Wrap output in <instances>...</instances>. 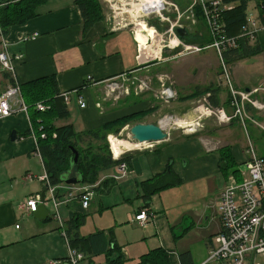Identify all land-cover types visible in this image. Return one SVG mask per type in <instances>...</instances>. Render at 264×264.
Returning a JSON list of instances; mask_svg holds the SVG:
<instances>
[{
	"label": "crops",
	"instance_id": "obj_1",
	"mask_svg": "<svg viewBox=\"0 0 264 264\" xmlns=\"http://www.w3.org/2000/svg\"><path fill=\"white\" fill-rule=\"evenodd\" d=\"M37 12L38 16L28 23L11 27L6 41L11 56L22 58L15 62L16 83L23 86L54 76L61 93H71V101L75 100L74 110L68 105L71 117L69 121H57L56 126L73 124L77 132L95 130L154 107L145 101L127 108L98 107L109 81L151 68L144 62L154 57L142 59V46L135 32L122 26L118 19L112 24L111 15L103 10L104 19L84 33L82 11L75 0H49ZM195 19L196 14L191 16V21L195 22ZM150 42L153 43L152 38L148 37L146 45ZM155 51L159 58L160 48L156 47ZM5 74L9 73L0 65V95L13 85ZM89 77L91 81H88ZM251 88L246 86L243 90L251 92ZM222 97L220 93L219 109L233 115L229 96L227 100ZM80 98L86 104L83 109L79 105ZM246 111L257 123L247 122L252 129L257 127L264 132V113L250 106ZM74 114H78L75 119ZM31 129L29 113H17L9 118L0 114V264H50L68 255L63 236L55 232L59 229L17 228L20 218L34 216L26 210L25 204L29 197L41 194L44 186L37 179L44 173L43 161L35 154L33 139L24 137ZM13 131L18 134L15 144L9 140ZM217 141L223 148H231L238 166L249 158V145L241 148L231 145L228 139ZM161 144L152 150L127 151L119 157L112 151L115 160L128 158L123 163L126 164L125 175L120 171V165L102 173L93 185L94 198L88 209H83L78 197L79 191L89 185L56 187L61 202L59 209L63 208L69 219L72 212L86 215L93 210L92 203L99 195L100 213L111 214L113 221L110 227H97L96 230L106 234L114 232L127 259L125 264H140L142 257L158 249L168 254L171 264H203L214 237L222 229L218 205L229 181V177L220 172L217 153L220 147L210 148L202 138L193 137L174 142L169 137ZM170 164L177 180H172L170 187L147 200L146 184L166 173ZM17 171L20 173L15 175ZM29 175L36 179L29 181ZM20 187L25 194L22 199L15 193ZM142 210L150 216L145 226L135 220ZM184 254H188L185 261ZM93 261L94 264L106 262L104 256Z\"/></svg>",
	"mask_w": 264,
	"mask_h": 264
},
{
	"label": "rangeland",
	"instance_id": "obj_2",
	"mask_svg": "<svg viewBox=\"0 0 264 264\" xmlns=\"http://www.w3.org/2000/svg\"><path fill=\"white\" fill-rule=\"evenodd\" d=\"M108 1L110 2L100 0L103 10L106 13L110 14L111 17L114 16L116 19H118L121 22L122 26H126L129 30L136 33L138 27L135 24L140 21H145L151 29L155 30L158 39L155 40V44L154 46H152V50L155 51L157 47L160 48L161 51L159 58H153L148 61V63L144 64L146 66H151V68L146 69L140 73L131 74L123 78L120 77L118 79L111 80L105 86L103 96L100 99L101 102L98 103V107L100 109H102V107L104 109L116 107L127 108L129 106L132 107L138 105V101H145L147 104H149L150 102V105H153L154 107L157 106V110L153 113L149 111L154 107L149 108V110L147 111L135 113L139 114L148 112L150 114H147L138 121H134L131 124L127 125L118 135L112 134L108 136L107 141L111 152V136L119 140L127 141L134 147H136L137 143L132 141L130 138V128L132 126L139 123L156 124L160 122L161 124L162 120H164L166 117L168 118V116H172L174 118L172 119L175 121V123H172V125L166 127L165 130L169 134V137L173 142L186 140L189 137L202 138L206 143V146L210 148L220 147L217 151L223 149V147L217 140L228 139L231 145L239 146L241 148L248 147L249 142H251L256 154L260 158L264 159V132L255 126L254 130L252 129L250 124H248L250 122L252 123V125H257V123L254 122L251 116L248 114V111H246V113L248 114V117L251 118V120H245L246 127L245 125H242L243 123H240V120H238L239 122H235L232 126H228V123L219 122L216 116L207 117V115L205 114L207 109L204 110V107L208 109H214L211 107L208 100L209 95L197 96L196 98L191 99L189 103H185L183 100H181L185 96H188L192 92H194L196 88H219L221 90V95H223L222 98H226L227 100L229 96L228 84L222 72L220 59L217 55V52L214 49L209 48V46L211 45L210 43L212 41V37L210 35L206 19L204 18V14L203 16H201L199 12L197 13L200 5V0H179L178 2H176L177 5L183 8L182 11L184 12H186L190 6L193 7V12H189L188 14H186L181 23L183 27H186L188 31V37H186L185 40L179 38L175 32L172 34L168 33L166 29L159 30L156 28L154 23L155 20L159 19V15H145L148 13V9H150V1ZM159 1L161 0H157V2ZM175 1L177 0H166L169 5L174 4ZM204 1L212 2L215 0ZM186 2L188 3V5L186 4ZM249 3L250 5H248L247 16L257 19V16H259L257 2L256 0H249ZM170 9L171 11L166 12L165 14H163V16L168 15L170 17H173L175 15V13H173L175 12V9L172 7ZM194 14H198L196 16L195 22L191 21V16H194ZM149 21H151L152 23H149ZM262 33L264 34V31H262ZM262 33H260V35ZM201 39L204 40L201 43H196L200 42ZM260 39H258L257 42L262 48V54H260L259 56L248 58L236 64H232L230 65V70L232 73L231 81L233 87L241 92H246L245 90H243L246 86L252 87L251 92L255 91V93L250 97L251 100L257 101L260 105L263 106V108L257 109L252 107L251 105L248 106L264 113V35ZM152 44L153 43L150 42L149 46ZM184 46H198L202 48L203 51L198 53L193 51V53H191L187 49H185ZM144 84H147L148 87L142 88ZM163 85H172L178 95L177 98L169 104L162 102L159 98L160 91ZM70 107L72 110H74V99L71 101ZM218 109L216 108L215 110ZM195 110H199L200 112H202V117L199 121L192 123V121L188 122L177 120V114L188 115L191 111ZM135 114H130L128 116H132ZM75 117H78V114H74L73 119H75ZM189 123L193 125L196 124L198 129L196 128L194 131H192L190 127H186L185 124ZM212 133L214 134L212 135ZM9 140L11 144H15L11 140V135ZM158 145L161 146L162 144H151L150 150L156 149ZM137 148L138 149L136 150L140 149L139 147ZM141 148H143V146ZM19 173L20 171H17L15 175H18ZM232 177L235 178V176H230L229 180ZM6 188L9 189V186L7 185ZM15 193L17 196H19L18 199H22V197L25 196L23 188L21 187L16 188ZM99 197L100 196L97 195L96 200L92 203L93 210L85 215V220L83 221V224L79 229L81 234L83 235L87 236L91 233H95L97 231L96 229H98L97 227H110L112 225L113 217L111 216V214L107 212L100 213V204L98 202ZM51 214H54V210L53 212H51ZM60 214L64 223H67L69 216L65 215L63 208H60ZM52 218L53 217H51V219ZM40 224L42 223L38 221L34 216H29L28 218H20L18 221L19 228L21 227L24 230L37 229L46 231L60 229V224H58V222L54 220L45 225ZM65 225L67 227V224ZM55 232H58L62 236V229ZM63 241L65 242L64 238ZM67 249L68 248L66 245V253L68 254ZM258 260L263 261V259L261 258H258Z\"/></svg>",
	"mask_w": 264,
	"mask_h": 264
},
{
	"label": "trees",
	"instance_id": "obj_3",
	"mask_svg": "<svg viewBox=\"0 0 264 264\" xmlns=\"http://www.w3.org/2000/svg\"><path fill=\"white\" fill-rule=\"evenodd\" d=\"M48 1L20 0L8 7L1 8L0 27L3 35L7 36L11 27L24 25L37 17L38 9L45 6ZM222 2L232 5L231 9L225 10L221 15L224 32L228 38L237 40L236 47L224 54L226 63L232 65L262 54V48L257 41L252 43L247 37L242 36L247 26L249 0H222ZM256 2L259 9V18L262 25H264V0H256ZM75 4L82 11L84 33H87L97 21L104 19L100 0H75ZM198 12L203 16L200 5ZM202 41L196 43H201ZM5 77L11 79L12 86L15 85V81L10 74H5ZM20 87L24 101L30 109L29 115L32 129L39 139V150L45 171L49 176L51 185L54 187L65 185L64 179L72 168L82 180L81 185L93 186L99 181L102 173L126 163L128 161L127 157L118 160L114 159L108 146V136L112 134L118 135L127 125L150 114L148 112L139 113L124 117L95 130L77 132L73 124H66L60 127L55 124L57 121H69L71 117L56 77L42 78ZM220 93L221 90L219 88H196L192 94L185 96L181 100L186 102L197 96L209 95L210 105L216 109L220 108ZM38 103H44L49 107V110L45 112L37 111L35 107ZM156 110L157 106L149 112L153 113ZM42 134H45V139L41 138ZM30 135L31 131L25 133L24 137ZM73 148L79 153L76 165L73 164L75 158L72 152ZM217 153L222 175L226 178L236 176L237 181H241V176L239 175L240 166L237 165L231 148L225 147L217 151ZM172 180H177V178L173 174L172 165L170 164L166 173L146 184L145 188L148 192L145 198L149 200L151 196L167 189L173 184ZM85 217L82 212H72L70 219L66 223L71 247L84 254V263L94 264L93 260L95 258L104 256L105 264H125L127 259L122 252V248L118 245L113 231H110L109 234L97 231L87 236H83L80 233L79 229ZM51 220L50 218L49 221ZM187 256L188 254L182 255L184 261L188 258ZM140 264L171 263L168 254L164 250L158 249L142 257Z\"/></svg>",
	"mask_w": 264,
	"mask_h": 264
},
{
	"label": "built area",
	"instance_id": "obj_4",
	"mask_svg": "<svg viewBox=\"0 0 264 264\" xmlns=\"http://www.w3.org/2000/svg\"><path fill=\"white\" fill-rule=\"evenodd\" d=\"M19 1L20 0H9L8 3L0 2V9ZM104 1L110 2L108 0ZM157 5H159V7L156 9L154 8L156 12L154 14L161 15L163 12H169L172 7L175 9L173 13L179 16L180 24L186 14L193 12L192 6H190L186 12H181L175 3L169 5L166 0ZM200 6L212 37V43L209 48L214 49L220 59L222 72L228 84L230 105L233 109V115H228L223 109L215 110L204 107V110L207 109L205 114L207 117L216 116L221 123L230 124L233 120L240 119L243 125H245V120H251L246 113L247 106L251 105L257 109H262L263 106L257 101L251 100L250 97L255 91L241 92L233 87L230 65L226 63L224 59V54L234 49L237 42L236 39H231L226 36L224 25L221 22L222 13L225 10L231 9L232 5L225 4L221 0L212 2L200 0ZM262 31H264V25H262L259 16H257V19L247 16V26L242 36L247 37L254 43L259 39ZM168 33L173 34V28L168 31ZM0 38V65L2 69L8 72L13 80H15V62L21 61L22 58L20 56L15 58L11 56L6 36L3 35L1 27ZM184 47L191 53H193V51L196 53L203 51V49L198 46ZM145 63H148V61L144 62V64ZM88 79V81H91L90 77ZM143 87L148 86L144 84L142 88ZM63 96L68 106L71 102V93H64ZM177 96V92L172 85H163L159 98L162 102L169 104L175 100ZM79 105L82 109L86 106L82 98H80ZM35 109L39 112H45L49 110V107L44 103H38ZM29 110V106L24 101L21 87L18 83L15 82L14 86L0 95V114L2 117L9 118L17 113L28 114ZM200 113L202 114V112ZM196 126L197 125L192 124L190 129L194 131ZM29 137H31L35 143V154L41 158L38 143L39 139L33 129H31V135ZM41 138L45 139V134H42ZM137 145L139 146L140 144ZM143 145V148L139 147V150L151 149V144ZM248 154L249 158L247 161L240 165L239 174L241 176V181L238 182L236 178L232 177L228 181L226 189L221 194L218 212L222 229L221 232L214 237L210 245L208 258L203 264H264V159L256 154L251 142H249ZM120 171L125 175L126 164L120 165ZM28 179L32 181L36 178L33 175H29ZM37 179L47 187L44 203L50 210V217H53L52 219L60 224L59 228L62 229V236L68 248V255L65 259L55 260L50 264H84V254L71 247L70 238L65 225L66 223H64L60 214L59 207L61 202L58 199L56 192L57 188L51 185L49 176L45 170L43 175ZM93 187L94 186H85L79 191L78 199H80L83 209H88L90 207V203L94 198ZM41 203V194L31 196L26 201V210L31 214L36 213ZM53 210L54 214L52 215L51 212H53ZM149 219L150 216L145 210H142L135 218L142 226L148 224ZM17 228H19V226H17ZM258 258L263 259V261H259Z\"/></svg>",
	"mask_w": 264,
	"mask_h": 264
},
{
	"label": "water",
	"instance_id": "obj_5",
	"mask_svg": "<svg viewBox=\"0 0 264 264\" xmlns=\"http://www.w3.org/2000/svg\"><path fill=\"white\" fill-rule=\"evenodd\" d=\"M178 1L179 0L175 1V3ZM0 2L8 3L9 0H0ZM186 4L188 5L187 2ZM177 6L179 7L181 12H184L182 11L183 8H181L179 5ZM165 13L166 12H163L160 15L161 17L155 20V23L153 22L156 28L159 30L166 29V31H170L173 28V31L178 35L179 38L183 39V38L188 37V31L186 27H183V25L180 24L179 16L176 13L173 17H170L168 15L163 16V14ZM115 21H116V18L112 16L110 18V22L114 24ZM149 22L152 23L151 21ZM176 116H177L178 121L197 122L201 119L202 114L198 110H195V111H191L188 115L177 114ZM168 117L173 118L172 116H168ZM17 138H18L17 132L13 131L11 134L12 142L16 141ZM130 138L132 141L140 145L155 144V143H162L166 141L169 138V134L166 132L165 128L162 127L160 122L156 124L155 123H147V124L139 123L130 128ZM72 152L75 155L73 164L76 165L79 159V153L74 148L72 149ZM64 183L67 186H78L82 184V180L79 178V176L75 174L74 168H72L70 172L67 174V176L65 177ZM46 193H47V187L44 185L41 191L42 203L39 205L38 211L34 213V217L40 222H45L50 219V210L44 203L45 198H46Z\"/></svg>",
	"mask_w": 264,
	"mask_h": 264
},
{
	"label": "bare ground",
	"instance_id": "obj_6",
	"mask_svg": "<svg viewBox=\"0 0 264 264\" xmlns=\"http://www.w3.org/2000/svg\"><path fill=\"white\" fill-rule=\"evenodd\" d=\"M149 1L151 2L150 3V9H148V13L145 15L156 13L154 11V8L155 9L158 8L159 5H157V4H160L163 2V0H161L159 2H157V0H155V1L149 0ZM159 17H161L160 14H159ZM135 25L138 27V30L136 31V37L142 46V52H143L142 59H147V58L151 59L153 57L156 58L158 55H157L156 51L152 50V46H154L155 40L158 39L157 33L155 32V30L151 29L146 24L145 21H140ZM147 34H149V36ZM148 37L152 38V41H153V44L150 46L146 45ZM172 123H175V121L172 118L168 117V118H165L164 120H162L161 125L163 128H166V127L172 125ZM189 124H190V126L192 125L191 123H189ZM189 124H185V126L190 127ZM110 143H111V148H112V151H113L115 157H119L127 151H133L135 149H138L137 147L144 146V145H139V146L136 145V147H134L129 142L116 139L113 136L110 137Z\"/></svg>",
	"mask_w": 264,
	"mask_h": 264
}]
</instances>
